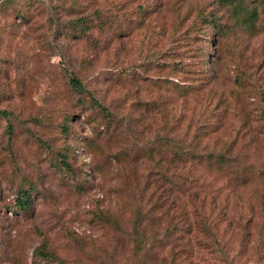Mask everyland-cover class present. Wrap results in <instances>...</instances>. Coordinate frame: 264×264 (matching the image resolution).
<instances>
[{
	"label": "rangeland",
	"instance_id": "rangeland-1",
	"mask_svg": "<svg viewBox=\"0 0 264 264\" xmlns=\"http://www.w3.org/2000/svg\"><path fill=\"white\" fill-rule=\"evenodd\" d=\"M20 1L0 9V110L9 112L0 116V264H264V247L260 255L253 247L255 225L264 214V119L258 97L264 89V32L232 28L216 35L196 16L217 11L225 20L215 0ZM16 5L28 11L26 19L15 15ZM80 15L88 16L87 37L76 38L68 21ZM201 27L205 34L199 36ZM205 48L207 64L201 56ZM64 70L111 113L105 135L97 133L99 121L89 123L97 110L74 105ZM118 73L125 78L115 79ZM164 78L186 95L166 88ZM200 122L214 131L191 142L188 135ZM156 135L196 143L199 152L228 147L240 163L259 171L236 186L200 167L177 161L170 166L175 173L196 174L199 196L222 204L234 224L226 226L217 208L193 211L186 196L178 199L184 215L170 213L173 244L161 233L165 220L150 223L149 189L142 188L155 184V166L166 165L147 155ZM186 184L189 190L196 187ZM21 188H29L25 214L13 205ZM137 206L145 213L141 227L163 240L157 259L149 253L131 257L124 233ZM200 214L208 221L218 215L223 259L200 229ZM236 220L246 226L244 245ZM42 240L53 256L33 258L32 249ZM235 250L240 253L230 259Z\"/></svg>",
	"mask_w": 264,
	"mask_h": 264
},
{
	"label": "trees",
	"instance_id": "trees-1",
	"mask_svg": "<svg viewBox=\"0 0 264 264\" xmlns=\"http://www.w3.org/2000/svg\"><path fill=\"white\" fill-rule=\"evenodd\" d=\"M12 0H3L0 2V9L7 7V5ZM20 2H27L33 3L31 0H23ZM218 9L222 10L223 13L226 14V19L222 20V15L217 14V11H210V12H196L197 19L200 24H204V26L209 27L212 32H215L216 35L222 36L227 33L232 28L240 29L244 33H248L251 35H255L258 32H264V0H215ZM13 9L15 15H18L22 20L26 19L28 16V11L24 7H20V5H16ZM99 11V8H94L93 12L96 13ZM88 16H77L76 18H72L68 21V31L70 36H75L76 38L79 37H87L88 31ZM203 27V26H202ZM201 27L200 35L205 34V29ZM77 32V34H75ZM205 39V38H204ZM205 43L211 45V42L207 39L204 40ZM203 49V48H202ZM201 49L203 53L202 59L204 60V64H207L209 61V50L205 48L204 50ZM213 62H215L216 58L212 56ZM212 62V63H213ZM170 63L173 65H177L178 61L171 60ZM179 67V66H176ZM65 72V79L67 84L70 88V91L73 92L76 96V100L74 101L75 106H79L80 108L85 109H94L97 110L98 115L89 119V123H93L94 120L98 122V125L102 127L101 130H97V133H101L105 135V132L108 131V121L110 120L111 113L103 106L100 102L95 98L94 93L92 90L86 87V84L82 82L73 72L66 71ZM123 72H127L124 70ZM125 73L122 75L121 73L117 74L118 79L120 76L123 77ZM125 78V76L123 77ZM163 84L166 88L174 87L177 92L182 91V96L186 95V90H183L179 84L172 83V81L168 78H164ZM258 97L261 101V105L259 108V113L262 115L264 119V89L258 91ZM216 109V108H215ZM106 113L103 115L102 113ZM213 116V111L209 112ZM9 112L4 110H0V116L7 117ZM73 114L69 113L65 115V120L68 121ZM99 118V120L97 119ZM100 118L105 119V122H101ZM173 120H171L172 122ZM102 123V124H101ZM104 123V124H103ZM204 122L195 123L194 130L188 136H191V142L195 141L199 136L204 137L209 133L213 132V127L207 126L204 124L205 127L202 125ZM188 142L187 144L182 140L174 139L168 135H156L152 139L150 143V150L148 151V157L153 159V161L158 164L161 159L165 160V166H155L156 170L154 171L153 178L155 179V184L151 186V188L146 187L142 188L149 189L148 193V200L150 207L146 210V213H150L152 217H149L148 220L150 223L157 224L161 220H165L164 228L161 227V233L164 235L165 239H168L170 243L173 242V234H170L171 231L175 230L176 226L174 222L171 220L172 212L176 210L181 211L180 213L184 215L182 211L183 205L178 203L179 197L186 196L190 208L195 210H201L204 207H213L218 209V215L224 216L222 213L223 205L216 204L214 200L207 199L206 201L204 198L205 196H199L200 192L198 189L200 187V183L198 181V176L189 170L183 169L181 172L175 173L173 169H170V166H174V162L177 161L180 166H194L200 167L203 170L207 171L208 173L222 175L227 180L231 181L236 186H242L248 183L254 176L259 174V171L254 169L251 165H246L240 163L235 155H232L229 152L228 147H224L221 150H205L204 152H199L195 150L194 145ZM226 146H228L226 144ZM60 161H63L65 165V160L60 158ZM169 165V166H168ZM167 166V167H166ZM71 174H74L72 169L70 170ZM224 173V174H222ZM159 182H157V181ZM191 183L196 185L192 190H189V184ZM234 187V186H233ZM29 188L27 189H19L15 195L14 203L17 209L21 213H28L30 209V201H29ZM141 190V192H142ZM8 208L10 206H7ZM134 219L131 223L130 230L128 233H124L126 237L131 241V257L133 260H139L140 257H144L148 253L153 258L157 259L159 252L161 251L163 245V240L158 238V234L154 231L151 234L145 232V228L142 226V219L145 217V213L140 206H137L134 212ZM201 215V214H200ZM218 215H213L211 220H207L201 215V219L199 220V227L204 231L206 236L210 239V245L212 249L219 252L221 259H223V255L225 254L220 244V237L216 236V223L218 222L219 218ZM168 216V217H167ZM106 218V217H105ZM107 219V218H106ZM223 219L226 222V226H231L234 224L232 220H228L225 216ZM207 220V221H206ZM228 220V221H227ZM217 221V222H216ZM247 219L244 220L246 222ZM240 221L236 220V225L240 226L242 231L239 235V243L240 245H244L246 241V236L248 235L245 224L241 223ZM235 225V226H236ZM264 228V214L260 215L259 221L256 223V236L254 238L253 247L256 249V254L260 255L262 252H259L260 247H264L262 241H260L258 234L259 230ZM177 231L185 232V229L181 227L177 228ZM215 230V232L213 231ZM230 230V228H229ZM264 231V230H263ZM181 232L176 234L174 237L175 240L180 239ZM157 241V244H155ZM248 241V239H247ZM188 243V240H185ZM261 250V249H260ZM239 250H235L230 259L235 258L239 254ZM31 255L33 258L39 259H47L49 256H53V252L48 249V244L45 240H42L37 246L32 249ZM153 258V259H154ZM216 259V257L214 256ZM225 258V256H224ZM154 261V260H152ZM223 261V260H222ZM225 262V261H224ZM231 260L225 264H229ZM159 263V262H158ZM155 263L154 264H158ZM167 264H175L174 261H168ZM224 264V263H222Z\"/></svg>",
	"mask_w": 264,
	"mask_h": 264
}]
</instances>
